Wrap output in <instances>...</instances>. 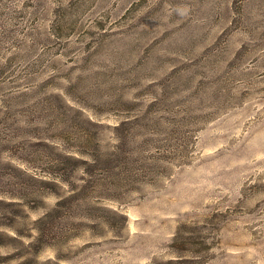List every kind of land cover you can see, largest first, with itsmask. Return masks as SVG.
Returning a JSON list of instances; mask_svg holds the SVG:
<instances>
[{"label": "rangeland", "instance_id": "rangeland-1", "mask_svg": "<svg viewBox=\"0 0 264 264\" xmlns=\"http://www.w3.org/2000/svg\"><path fill=\"white\" fill-rule=\"evenodd\" d=\"M0 264H264V0H0Z\"/></svg>", "mask_w": 264, "mask_h": 264}]
</instances>
